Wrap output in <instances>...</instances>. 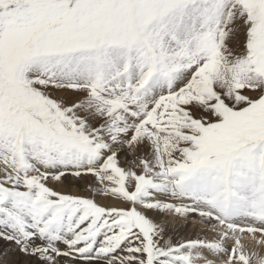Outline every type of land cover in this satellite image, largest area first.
<instances>
[{
  "label": "snow or ice",
  "instance_id": "obj_1",
  "mask_svg": "<svg viewBox=\"0 0 264 264\" xmlns=\"http://www.w3.org/2000/svg\"><path fill=\"white\" fill-rule=\"evenodd\" d=\"M0 264H264V0H0Z\"/></svg>",
  "mask_w": 264,
  "mask_h": 264
}]
</instances>
